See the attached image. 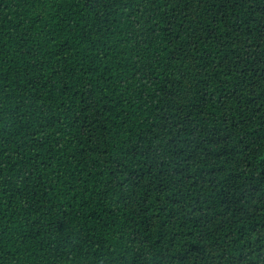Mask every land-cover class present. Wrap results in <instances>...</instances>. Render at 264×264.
<instances>
[{
  "label": "trees",
  "instance_id": "trees-1",
  "mask_svg": "<svg viewBox=\"0 0 264 264\" xmlns=\"http://www.w3.org/2000/svg\"><path fill=\"white\" fill-rule=\"evenodd\" d=\"M0 264H264V0H0Z\"/></svg>",
  "mask_w": 264,
  "mask_h": 264
}]
</instances>
